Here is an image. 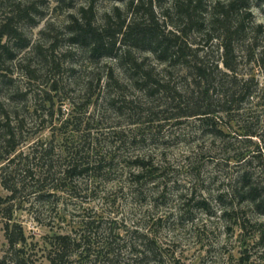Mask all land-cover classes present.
I'll return each mask as SVG.
<instances>
[{"label":"rangeland","instance_id":"1","mask_svg":"<svg viewBox=\"0 0 264 264\" xmlns=\"http://www.w3.org/2000/svg\"><path fill=\"white\" fill-rule=\"evenodd\" d=\"M30 1L39 14L38 23L19 25L31 45L9 66L11 81L0 90V120L9 117L12 126L22 125L17 133L18 152L52 142L54 170L65 158L63 149L71 145L83 147L86 158L101 165L96 173L78 180V201L63 195L52 214L58 219L54 226L63 230L76 226L72 220L77 217H70L93 208L104 217L150 230L165 250L167 264L175 260L180 264H263L264 216L255 214L241 198L239 186L234 193L238 172L248 162H252L246 166L250 181L264 185L255 159L257 146L264 148V142L260 136L243 135L247 123L264 135L261 101L246 100L231 115L221 113L214 104L212 110L220 119L216 129L223 133L216 136L198 115L207 102L200 104V87L191 83L188 70L166 67L142 51H132L122 63L126 70L116 59L94 58L87 46L70 41L67 26L81 7L93 3L95 26H102L104 15L122 4L73 0L69 8L55 0ZM250 1L255 20L264 23V6L259 0ZM208 51L211 62H219L217 46ZM239 68L245 72L249 67L243 61ZM143 72L151 75L146 84ZM255 73L259 89L264 88L262 74ZM218 95V90L213 91L210 100L217 101ZM66 120L70 122L64 128ZM138 158L144 160L141 167L135 163ZM1 167L0 163V174ZM30 167L40 172V166ZM7 195L0 183V197ZM22 206L17 220L29 237V253L36 264H50L44 257V237L49 234L51 205L37 207L39 223L27 213L28 205ZM6 245L0 211V256Z\"/></svg>","mask_w":264,"mask_h":264},{"label":"trees","instance_id":"2","mask_svg":"<svg viewBox=\"0 0 264 264\" xmlns=\"http://www.w3.org/2000/svg\"><path fill=\"white\" fill-rule=\"evenodd\" d=\"M111 1L123 7L115 5L106 13L102 26H95L93 3L81 7L77 17L71 16L67 28L72 43L87 46L94 58H114L126 70L122 63L131 57L132 51L149 52L166 67L180 66L188 70L193 77L191 83L200 87V104L207 102L203 111L200 105L198 115L216 136L223 133L216 129V120L220 119L215 115L217 111L212 110L214 104L227 115L239 111L242 103L251 98L259 99L264 106V88L259 89L255 73L259 71L264 79V23L255 20L250 0ZM55 2L70 8L73 0ZM259 2L264 6V0ZM35 9L30 0H0V90L11 81L8 77L11 63L31 45L19 25L24 22L36 26L39 14ZM214 44L220 53L219 62H211V52H207ZM243 61L249 67L245 72L239 68ZM133 65L136 71L142 69ZM149 80L151 75L143 72L142 82L146 84ZM216 90L219 92L217 101H212L210 95ZM114 102L109 103L114 105ZM69 122L64 121L63 127ZM20 128L22 125L12 126L9 117L5 122L0 120V155H3L0 183L8 193L5 198L0 197L7 243L0 264H36L29 253L31 243L24 226L17 220V212L22 210V205H28L27 213L39 223L38 208L43 204L51 205L50 221L46 224L49 234L44 237V257L50 264H167L165 250L150 230L128 226L111 216L104 217L93 208L90 213L77 212L78 216L70 217H77L78 220H72L76 226H68L66 230L55 227L58 219L52 214L63 195L70 201H78L81 195L78 180L100 170V161L92 163L86 158L83 147L71 145L63 149L65 158L54 170L52 142L36 145L27 153L18 152ZM244 128L245 137L260 136L259 140L264 142V135L252 130V125L247 123ZM257 149L255 159L264 174V148L258 145ZM135 163L141 167L144 160L138 158ZM31 164L40 166L37 168L40 172L33 170ZM247 165L238 172L234 193L239 186L241 198L255 214L264 216V185L250 181L252 174ZM66 207L62 211L63 221L67 217Z\"/></svg>","mask_w":264,"mask_h":264}]
</instances>
